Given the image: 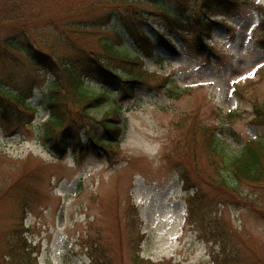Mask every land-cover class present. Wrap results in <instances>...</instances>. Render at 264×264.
<instances>
[{
    "label": "rangeland",
    "instance_id": "rangeland-1",
    "mask_svg": "<svg viewBox=\"0 0 264 264\" xmlns=\"http://www.w3.org/2000/svg\"><path fill=\"white\" fill-rule=\"evenodd\" d=\"M233 1L216 9L208 50L193 31L203 0H0V264L10 261L16 233L33 248L27 264H133L138 255L145 264H218L223 256L225 264H264V181L240 182L222 168L236 191L217 188L203 136L181 123L188 114L196 126L215 127L228 165L260 135L251 103L235 89L251 79L244 94L264 95V0ZM122 16L144 33L143 43ZM105 45L139 56L161 78L123 100L120 79L88 77L86 90L106 91L107 101L92 110L81 142L89 131L106 140L98 120L118 111L116 147L74 146L59 156L43 138L52 75L32 51L77 63L99 56L128 77L130 65L110 59ZM162 77L167 82L156 88ZM13 98L33 108L28 125L17 115L31 112ZM185 176L194 186L187 191ZM20 196L32 197L25 220Z\"/></svg>",
    "mask_w": 264,
    "mask_h": 264
},
{
    "label": "trees",
    "instance_id": "trees-1",
    "mask_svg": "<svg viewBox=\"0 0 264 264\" xmlns=\"http://www.w3.org/2000/svg\"><path fill=\"white\" fill-rule=\"evenodd\" d=\"M227 1L229 0H203L201 8L205 11L204 14H206V11L210 14H215L217 13L215 12L216 9H218V7H224V5L226 6ZM125 9L128 11L131 9V12H135L133 7L127 6ZM138 14L139 13H136V16ZM122 19L126 22L125 24L129 31L136 35L137 30L135 29V23L127 16H122ZM195 28L194 34H196L197 39L201 40L203 34L209 29V25L206 23V19L198 17L195 21ZM137 38L138 42H141L142 33L138 32ZM10 46L14 48V46ZM103 48L108 52V54H106L110 59L122 62L129 61L127 62L130 65L127 70L128 77H119L124 94L132 96L134 94L135 85L146 83L147 79L156 78L155 75L148 74L146 71L142 70L141 67H138V58L129 59L121 55L119 56L109 45H105ZM29 49L31 51L33 50L31 46ZM22 50L26 52L25 49ZM32 53L52 75V81H50L48 85V90L51 93L47 101L49 115L42 124L43 138L53 150L57 151V153L62 156L69 147H81L80 133L82 129L89 128L88 122L92 119V110L100 108L107 101V98H104L103 94H91L86 90L83 75L88 74L105 80V78L110 77V75L114 77L115 73L109 69L106 60L95 55H93L95 56L93 60L88 59V61L84 63H77L73 60H67L64 57L56 58L55 61L52 59L53 57L48 59L46 54H38L35 53V51H32ZM161 81H163V79L160 80V82ZM248 99L253 105L254 122L262 128V134L254 141H247L241 153L236 156L229 165L224 161V150L218 146V138L209 126H196V122H193L192 124L190 123L187 129L189 134L195 135L197 132L203 136L202 147L207 154L209 164L212 165L211 175L216 174L218 177L217 179H212V181L216 184L217 188L223 189L226 192L229 191L228 193L230 194H233L236 189L229 186L227 179L220 172L222 168H224V170L228 168L231 175L240 182L246 181L256 184L264 181V95L261 98L249 96ZM15 102L17 105L26 108L19 99H16ZM233 115L234 114H231L230 117H233ZM17 116V122L19 121V123H23L24 121L28 123L31 120V117L24 120L20 114ZM118 119L119 113L116 111H108L102 114L98 122L103 128L107 138L104 140L89 131L88 141L93 149L113 150L114 145L112 143L115 142L120 132ZM178 145L180 146L181 143H178ZM183 180L186 187H188L189 179L187 176H185ZM21 198L23 201L22 203H24L20 205L23 207L21 212L24 213V208L27 205L25 202L30 198H28V196ZM195 198H197L196 195L192 200ZM249 203L252 207V203L250 201ZM13 237H16V240H12ZM11 241L12 243H8L9 253L7 258L10 261L7 264H27L24 260L25 258H29L27 255L30 254L28 253L30 250L24 236L16 233V235L11 237ZM221 264H225V261L222 260Z\"/></svg>",
    "mask_w": 264,
    "mask_h": 264
}]
</instances>
